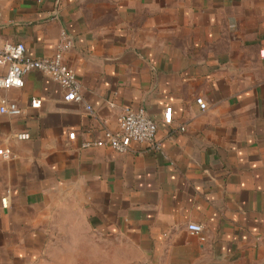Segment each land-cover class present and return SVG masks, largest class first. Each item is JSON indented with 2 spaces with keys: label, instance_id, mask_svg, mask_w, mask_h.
<instances>
[{
  "label": "crops",
  "instance_id": "1",
  "mask_svg": "<svg viewBox=\"0 0 264 264\" xmlns=\"http://www.w3.org/2000/svg\"><path fill=\"white\" fill-rule=\"evenodd\" d=\"M63 32L83 100L39 71L3 92L0 264H264V0H0V43L52 56ZM126 107L160 150L84 147Z\"/></svg>",
  "mask_w": 264,
  "mask_h": 264
},
{
  "label": "built area",
  "instance_id": "2",
  "mask_svg": "<svg viewBox=\"0 0 264 264\" xmlns=\"http://www.w3.org/2000/svg\"><path fill=\"white\" fill-rule=\"evenodd\" d=\"M74 46L73 38L63 32L61 40L57 46L55 54L33 58L26 52V45L22 42H2L0 43V114L11 116L22 115L24 109L15 101L8 99L3 92L23 88L25 77L33 71H39L54 81L59 83L65 90L64 100L82 101L81 84L77 78L76 71L65 61V54ZM202 110L207 108V103L202 97L196 99ZM43 99L33 97L30 106L35 109L41 108ZM87 110L92 114L93 108L86 104ZM164 121L171 124L173 121V108L167 107L164 110ZM182 129H184L182 127ZM157 121L148 114L144 107H126L118 117V126L112 130L105 128L103 136L94 142H87L84 147L96 145L99 147L108 146L113 150L124 153L132 150L134 143L146 144L153 150H160V143L157 141ZM76 132L69 133L71 140L76 139ZM19 140H28L31 134L28 131H20L16 134ZM13 153L8 148H0V161L10 159ZM7 196L2 199L3 205H7ZM189 230L201 235L203 226L192 223L188 226ZM201 240L205 238L201 235Z\"/></svg>",
  "mask_w": 264,
  "mask_h": 264
},
{
  "label": "rangeland",
  "instance_id": "3",
  "mask_svg": "<svg viewBox=\"0 0 264 264\" xmlns=\"http://www.w3.org/2000/svg\"><path fill=\"white\" fill-rule=\"evenodd\" d=\"M135 264H143L142 262H136Z\"/></svg>",
  "mask_w": 264,
  "mask_h": 264
}]
</instances>
